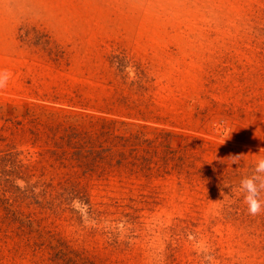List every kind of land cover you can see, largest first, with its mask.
Masks as SVG:
<instances>
[{
  "label": "rangeland",
  "instance_id": "obj_1",
  "mask_svg": "<svg viewBox=\"0 0 264 264\" xmlns=\"http://www.w3.org/2000/svg\"><path fill=\"white\" fill-rule=\"evenodd\" d=\"M0 71V264H264L239 191L264 158V0H0ZM66 116L111 132L108 158L77 179L93 212L47 209L63 258L34 255L16 219L41 210L14 200L64 174L34 133Z\"/></svg>",
  "mask_w": 264,
  "mask_h": 264
},
{
  "label": "trees",
  "instance_id": "obj_2",
  "mask_svg": "<svg viewBox=\"0 0 264 264\" xmlns=\"http://www.w3.org/2000/svg\"><path fill=\"white\" fill-rule=\"evenodd\" d=\"M73 121L71 117L66 116L65 118L56 119L54 123H46V127H48V131H42L38 133H34L37 139L36 141H41V135L46 136L48 132H51V135L48 136L47 140L56 151H49L47 153H51L53 157H55V164L51 166L54 172H58L60 170H64V174H58V179L53 178L48 182H42L43 179H40L34 186L33 190H27L26 192L21 193L16 197L14 202H20L21 204L26 203L28 200H32L37 209L41 211L36 212L35 214L31 213L25 217L26 214L21 213L18 215L16 222L21 224V228L19 231V236L22 237L26 243L33 242V252L34 255H37L39 252L44 251H53L54 256L56 258H63V252L58 251V249L65 248V242L60 240H56L55 235L52 236V240H56V245H50L44 242V239L48 237V232H45L43 226L48 222L49 218L47 215V209L52 210L56 213H52L53 215L57 214V209L62 206L68 205L71 201L79 199L83 205H87L91 208V212H93V207L90 202V199L87 198L85 194V190L81 188L78 183V178L80 176L92 175L94 173V167L99 164L98 168L105 165L107 162V158L105 154L98 153L96 154L95 148L96 144L99 142L100 137L103 139L106 136H111L112 133L107 131H100V133L79 129V125L71 122ZM40 120V119H39ZM106 122H104L105 124ZM53 124H56L53 126ZM50 126V127H49ZM47 140L45 141V145L48 144ZM101 144V143H100ZM105 155V156H104ZM40 156H44L40 154ZM122 160L119 163L120 167H126L127 157L122 153L120 155ZM30 161V160H28ZM42 161L34 163V165L29 164L30 169L35 171L39 169V166L42 165ZM21 165V164H20ZM111 166V164L109 163ZM91 170H88V168ZM25 166L19 167L22 171ZM113 167V166H112ZM31 170V171H32ZM44 170V168H43ZM43 172V171H42ZM44 175L41 176V178ZM59 180L58 184L55 185L56 180ZM29 192H35L31 195ZM1 200V197H0ZM10 199L5 202L6 210L9 205ZM57 201H60L57 203ZM66 202H69L66 204ZM31 205V203H30ZM50 208V209H49ZM48 239V238H47ZM43 241V242H42ZM54 243V242H53ZM28 246V245H27ZM58 251V252H57ZM61 256V257H60Z\"/></svg>",
  "mask_w": 264,
  "mask_h": 264
},
{
  "label": "clouds",
  "instance_id": "obj_3",
  "mask_svg": "<svg viewBox=\"0 0 264 264\" xmlns=\"http://www.w3.org/2000/svg\"><path fill=\"white\" fill-rule=\"evenodd\" d=\"M12 73L7 71H0V89L7 87L9 81L12 79ZM227 136V131L224 133ZM227 139L222 141L225 143ZM264 149L261 150V152ZM240 157H235L233 160H238ZM239 191L244 193V203L247 205L248 213L252 216L259 215L264 211V201L260 199V194L264 191V158L258 159L253 168V173L240 181ZM223 195V193H221ZM82 202L79 200L73 201V208L80 210ZM86 208L87 206L84 205Z\"/></svg>",
  "mask_w": 264,
  "mask_h": 264
}]
</instances>
